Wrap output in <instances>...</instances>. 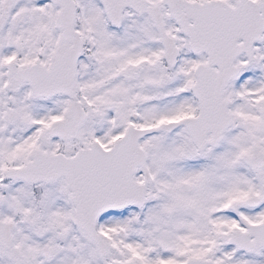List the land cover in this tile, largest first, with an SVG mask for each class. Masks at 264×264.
<instances>
[{
	"label": "snow or ice",
	"instance_id": "6c2138e0",
	"mask_svg": "<svg viewBox=\"0 0 264 264\" xmlns=\"http://www.w3.org/2000/svg\"><path fill=\"white\" fill-rule=\"evenodd\" d=\"M0 264H264V0H0Z\"/></svg>",
	"mask_w": 264,
	"mask_h": 264
}]
</instances>
